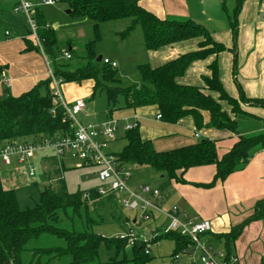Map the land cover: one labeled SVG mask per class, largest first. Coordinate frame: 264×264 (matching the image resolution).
I'll return each instance as SVG.
<instances>
[{
    "label": "trees",
    "instance_id": "trees-1",
    "mask_svg": "<svg viewBox=\"0 0 264 264\" xmlns=\"http://www.w3.org/2000/svg\"><path fill=\"white\" fill-rule=\"evenodd\" d=\"M54 2L65 4L70 9V14L90 19L95 30L99 23L129 18L130 24L125 32L137 24L140 25L144 47L147 50L198 38L195 49L179 54L160 65L138 64L136 69L140 82L122 87L117 84V65L112 67L101 60L103 78H98L93 39L84 43L83 52L78 55L81 63L74 69L65 68L63 64L57 65L54 56V29L43 18L41 7L35 5L33 18L37 24L36 31L42 50L29 40L28 47L42 51L46 58L53 60L54 65H50V68L62 83L92 80L93 89L101 87L106 91L108 104L112 107H115L118 96H123L124 106L120 109L153 105L157 108L160 119L166 123H177L180 119L190 116L197 129H226L232 133H237V122L221 108V100L229 105L233 114L249 115L243 110L241 103L264 106V99L247 97L238 83V97L228 95L218 76L215 59L208 64L210 74L203 77L204 86L177 81L193 61L217 55L227 49L223 43L214 40L201 23L190 18H160L145 8L140 0ZM239 5L238 0L235 12ZM229 26L234 42L237 35L235 16L229 17ZM230 50L235 53L234 46ZM68 53L71 58L72 50ZM212 92L217 94V98L211 95ZM108 111L111 113L112 110L108 108ZM204 112L209 115L207 122L203 119ZM72 132L73 127L65 117L63 107L53 104L49 76L24 92L13 95L6 90V93L0 96V144L16 139L55 138L71 135ZM122 136L126 142L119 152H115L121 164L149 167L171 180L182 182V174L187 169L213 165L214 174L210 181L193 183L205 188L213 187L228 177L238 165L247 160L249 151L254 146H264V134H255L239 135L231 147L221 155H218L216 142L209 138H201L190 145L158 151L150 140L141 137L137 124L124 130ZM49 165H56L59 169L57 162ZM84 192L88 198H82ZM38 195L39 200L34 207L21 209L15 191L6 189L0 180V264H149L151 257L149 251H146V241L137 239L129 245L125 236L109 238L93 230L100 222L99 209L118 202L117 194L100 196L94 187L70 192L64 180L59 178L55 186L52 183L42 186ZM261 218H264V198L255 202L252 213L244 221L231 225L225 232L210 233V239L222 241L228 257L233 254V242L244 225ZM163 237H170L174 241L173 255L189 244L186 236L175 232L162 233L157 239ZM48 238L56 240V245H46L44 242L49 240ZM128 246L130 256L126 253ZM102 247L108 254L106 260H100ZM259 264H264V259Z\"/></svg>",
    "mask_w": 264,
    "mask_h": 264
},
{
    "label": "crops",
    "instance_id": "crops-1",
    "mask_svg": "<svg viewBox=\"0 0 264 264\" xmlns=\"http://www.w3.org/2000/svg\"><path fill=\"white\" fill-rule=\"evenodd\" d=\"M29 1L35 6L39 5L40 0ZM211 1L213 2L214 0ZM223 1V3L222 1L220 3L224 8L223 12L226 19L225 22H222L223 27L220 32L211 29L208 31L214 40L223 43L226 47L230 46L231 48L234 46V54L229 49L230 58L231 56L233 58V61L230 59V65L232 64V71H237L236 76L238 81L235 80L244 94L249 98H258V96L262 95L264 99V90L259 88L260 79H263L262 74H264V20L262 19L263 15L261 16L264 13V0H239L240 5L236 12L235 8L238 0H234L230 14L225 5H223L225 4V0ZM17 2L18 0H0V96L4 95L6 90L13 95L28 90L38 81L47 78L48 68H50L46 55L41 53V51L28 47L30 42L27 40L32 42L33 40L28 35L25 16L22 14V17L20 13L15 11ZM207 2L208 0H200L197 7L189 8L190 2L188 0H140V3L145 8L154 12L160 18L186 16L193 21L201 19L200 22L208 28V25L202 21L209 19L212 21L211 14L206 6ZM195 9L196 11L194 12ZM233 16H235L237 24V35L234 42L229 26V17ZM117 23H120L118 25L122 28V22ZM125 23L128 24V22ZM85 24H88V22L85 21ZM12 25L14 28L11 27ZM6 31L7 34H5ZM195 41L194 38H191L172 45L159 47L156 50H147L145 48L146 51L151 52H147L145 56L148 59L143 63L151 65V62L155 61V64L160 65L179 54L195 49L193 47L195 46ZM68 50H72V47H69ZM213 59L216 60L218 65L220 81H224L222 72L229 62V54L223 51L217 55H210L204 59L193 61L187 67L188 70H185L186 75L197 70V68L204 67V65L208 66ZM112 60L118 65L115 58H112ZM206 66L205 71L202 73L209 75L210 73L208 74L209 71H206ZM202 73L199 76H203ZM233 78H235L234 74ZM177 81L182 84L197 86H202L203 83L202 81L200 83L187 81L184 74L178 77ZM69 83H64L66 86L64 84L61 86L63 98L69 103L78 98H82L85 101V95L92 92V80ZM223 88L228 95L234 98L238 97V92L236 95V89L231 83L229 89L224 86ZM211 95L217 98L215 92H212ZM222 102L225 101H220L221 108L237 122V133H232L226 129L220 130L208 127L197 129L190 116L180 119L177 123H166L156 117L158 110L153 105L138 107L136 109L122 108L109 113L108 116L117 119L122 134L124 131L123 126L126 122L136 123L141 137L150 140L152 146L158 151L193 144L196 142L190 136V134H193L194 138H200L203 135L206 136L204 138L214 140L217 145L218 155H221L231 147L239 135L264 134L263 108H256L249 103H244L243 105L241 103L243 110L248 112L249 115L233 114L229 105L226 103L227 106H223ZM202 115L204 122H207L209 118L208 113L204 112ZM99 120L95 117L93 121L88 123H96ZM239 123H245V125L240 126ZM115 140L116 138L113 141ZM110 150L112 151V149ZM39 159L46 166L53 162L58 163V160L59 162L62 161V166L67 168L74 167L75 164L73 160L66 158L56 160L52 150L41 154ZM83 169L86 170L85 175H87V180H90L91 177L95 178L93 180L97 179L93 167H84ZM63 170L66 171V169ZM64 171L61 173V176L65 182ZM213 174V165L198 166L189 168L183 172V182L172 180L178 187V191L175 192L180 195V201L184 203L185 209L184 207L182 209L179 202L180 207L176 203L172 205H176L181 212L187 213V215H196L201 219L210 221L212 225L211 233H219L227 231L231 225L244 221L252 213L255 202L264 198V146H254L249 151L247 160L238 165L228 177L223 181L217 182L213 187L205 188L193 184L194 182H208L211 180ZM1 183L6 189L13 188L12 182L6 178H3ZM97 184L98 180L92 186H89V188L95 187ZM65 186L68 190L66 182ZM168 201L176 202L175 197L168 198L167 196L165 203H162L164 209L172 206H166ZM232 253L238 257V261L239 263L241 261V264H259L264 259V218L249 221L244 225L240 234L233 242Z\"/></svg>",
    "mask_w": 264,
    "mask_h": 264
},
{
    "label": "rangeland",
    "instance_id": "rangeland-1",
    "mask_svg": "<svg viewBox=\"0 0 264 264\" xmlns=\"http://www.w3.org/2000/svg\"><path fill=\"white\" fill-rule=\"evenodd\" d=\"M188 1L190 2L189 8L197 7L198 3L200 2V0ZM221 1L222 3L224 2L223 0H214L213 2L211 0H208L207 2L206 6L209 13L211 14L212 21H210V19L202 21H204L208 25V28L200 22L201 19L195 22L201 23L208 30L211 29L220 32L223 27L222 22H225L226 20L225 13L223 12L224 8L220 4ZM36 4H38V2ZM39 4L41 5L40 10L43 13L45 21L54 29L55 32L56 45L54 46V56L57 65L63 64L65 65V68L74 69L77 65L81 63V60L79 59L78 55L82 54L84 43L93 39L95 53L94 62L97 69L99 70L98 78H100L101 80L103 78V64L101 60L97 61V57L101 56V58H108L111 60L112 58L116 59L118 63L116 69V78L118 80L117 84L119 86L125 87L130 84L140 82V76L136 69L137 64L147 61L148 58L145 55H147V52H151L146 51L144 47L142 29L140 25L137 24L133 26L128 32H125V30L127 29V25L130 24V19L127 18L121 19L120 21H109L105 23L102 22L98 25V28L95 30L94 24L90 19L67 13L66 11L68 8L63 3L54 2L50 5H43L41 3ZM233 4L234 0H225V4H223L225 5V8L229 12V14L231 6H233ZM195 11L196 9L194 10V12ZM33 12L34 10H32L31 12L32 15ZM263 14L264 13H262L261 16ZM168 17L179 20L188 18L186 16ZM85 21H87L88 24H85ZM117 22H122V28H120L121 26L118 25L120 23ZM125 22H128V24H126ZM11 27L14 28L13 25ZM194 40L196 41L195 46L193 47L196 48L198 44V38H194ZM69 47H72V57L65 58L63 53L65 51L68 52ZM229 49L230 46H227V49L223 51L229 54V62L227 63L226 68L222 72L224 81H221L223 86L225 88L227 87L228 89L230 88L231 83V85H233L236 89L237 95V71H232L233 67H231L232 64L230 65V59L231 61H233V58L232 56L230 58ZM47 59L50 65L53 66V60L50 57H47ZM152 65L157 66V64H155V61L151 62V66ZM205 66L206 65H204V67L197 68V70L192 71L188 75H186V71L188 70L186 69L184 76H186L187 81L199 83L200 81H202V86H204L203 77L207 75L202 72L205 71ZM206 68V71H209L208 66H206ZM200 73H202L203 76H199ZM209 73L210 71L208 72V74ZM233 74L235 78H233ZM262 78L263 79H260L259 88L261 90H264V74H262ZM105 83L108 84L107 82ZM63 84L64 83H62V85ZM64 86H66V84H64ZM91 90V94L85 95V106L83 107L82 111L79 112L76 116L77 119L83 124L93 121V118L95 117L97 120L100 119L99 121L109 118L110 116H108V108H110L112 110L111 112L113 113L119 110L120 107L124 106L123 96H118L117 102L114 105L115 107H112V105L108 104L107 94L104 89H102L101 87H96V89H93L92 85ZM258 98L263 100L262 95L258 96ZM243 104L244 103H242V105ZM222 105L227 106L226 102H222ZM254 107H260L264 109L263 105H254ZM239 125L243 126L245 125V123H239ZM190 136H192L195 141L206 137L202 135L200 136V138H194L193 134H190ZM125 142L126 141L122 136L121 129L119 128L116 140L109 142L110 144L108 143L106 149H112L113 152H119L124 146ZM39 156L36 157L35 161L36 167L34 177L27 176L26 170H15L18 168L17 165L13 163L9 167H4L1 170V177H5L7 180H10L12 182V189L15 191L17 201L21 209H25L27 207H34L39 200L38 190L41 189L42 186L50 183L55 186L56 181L59 178L63 179L61 177V173L64 171L63 169H66L63 175L65 177V182L67 184L68 191L70 192H74L77 189H87L89 188V186H92L93 183L97 181V179L93 180L95 178H90V176V180H87V177L85 175L86 170H84L83 168L78 170V168L74 167L67 168L65 166H59V169H57L58 167H56V165L48 164V166H46L43 161H40ZM131 171L132 173L129 184L132 187L137 184L143 183H148L152 186H156L162 193V202L165 203V201L167 200V196L168 198L175 197L176 202L168 201V204H166V206L176 203V205L180 207L178 204L179 202L181 203L182 209L183 207L185 209L184 203L180 201V195L176 194L175 192L178 191L176 183L169 179L167 176H161V173H158L149 167L132 166ZM98 215L100 222L93 227V230L102 236L116 238L125 235V233L128 231V225L126 224V221L131 222L132 218L137 217V212L125 209L121 206L120 202L118 201L113 206L106 205L104 207H101V209H99L98 211ZM188 216L193 215L188 214ZM148 224L149 223H142L141 225H134L132 226V230L136 233H140L141 231L147 229ZM210 242L211 244H213V246L217 248L222 249L224 247L222 241H217L212 238L210 239ZM44 243L46 245H56L55 243H57V241L54 239H49ZM174 249L175 243L170 237L161 238L157 243H154L150 246L149 254L151 260L149 264H188V260L185 255H179L177 257V261L172 258ZM126 253L128 254V256H130L129 246L126 247ZM99 256L100 260H106L108 257V254L104 251L103 247L100 249ZM239 264H241V261Z\"/></svg>",
    "mask_w": 264,
    "mask_h": 264
},
{
    "label": "built area",
    "instance_id": "built-area-1",
    "mask_svg": "<svg viewBox=\"0 0 264 264\" xmlns=\"http://www.w3.org/2000/svg\"><path fill=\"white\" fill-rule=\"evenodd\" d=\"M39 3L50 5L54 3V0H40ZM33 9L34 4L29 0H18L15 6V11L23 14L26 18L28 35L33 43L42 50L36 31L37 24L31 14ZM262 19L264 20V14ZM63 54L65 58H70L68 52ZM100 60L103 63L111 64L112 67L117 65L114 60L108 58ZM48 76L50 77L53 104H60L63 107L65 117L70 120L73 132L71 135H60L55 138L5 141L0 144V174L2 168L9 167L13 163L18 168L15 170H26L27 176L34 177L36 157L52 150L56 160L65 158L73 160L74 168L93 167L98 180V184L94 187L96 193L100 196L115 193L122 207L137 212V217L132 218V223L135 224L126 221L128 231L124 236L129 245L135 240L141 239L146 241V251L148 252L150 246L159 241L157 238L160 234L175 232L189 239L187 247L173 255L172 258L175 261L179 255H185L188 264H239L236 255L231 254L227 257L224 248L220 249L211 244L212 225L210 221L196 215L188 216L181 212L176 205L164 209L162 193L156 186L143 183L132 187L129 184L131 167L121 164L117 160L115 152L106 149L108 143L116 138L119 130L117 119L109 117L96 123H81L76 116L85 106V101L82 98L75 99L71 103L65 101L61 90L62 80L54 76L51 68H48ZM51 111L53 112V109ZM156 117L161 118L160 114H157ZM134 126L136 123L126 122L123 130ZM58 163L59 166H62V161L58 160ZM3 178L5 179V177ZM3 178L0 175V180ZM82 198H88L86 192L82 194ZM142 223H149L147 229L140 233L132 230V225H141Z\"/></svg>",
    "mask_w": 264,
    "mask_h": 264
},
{
    "label": "water",
    "instance_id": "water-1",
    "mask_svg": "<svg viewBox=\"0 0 264 264\" xmlns=\"http://www.w3.org/2000/svg\"><path fill=\"white\" fill-rule=\"evenodd\" d=\"M66 12L69 13L70 12V9H67ZM100 59H101V56L97 57V61H99ZM161 176H163V175H161Z\"/></svg>",
    "mask_w": 264,
    "mask_h": 264
}]
</instances>
